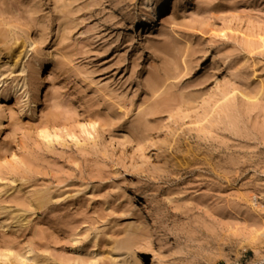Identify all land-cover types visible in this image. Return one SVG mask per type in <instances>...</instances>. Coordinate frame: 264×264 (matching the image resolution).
Instances as JSON below:
<instances>
[{"label":"rangeland","instance_id":"rangeland-1","mask_svg":"<svg viewBox=\"0 0 264 264\" xmlns=\"http://www.w3.org/2000/svg\"><path fill=\"white\" fill-rule=\"evenodd\" d=\"M144 3L0 0V264H264V0Z\"/></svg>","mask_w":264,"mask_h":264},{"label":"bare ground","instance_id":"bare-ground-1","mask_svg":"<svg viewBox=\"0 0 264 264\" xmlns=\"http://www.w3.org/2000/svg\"><path fill=\"white\" fill-rule=\"evenodd\" d=\"M167 3H168V0H155V1L154 0H145L144 9H149L150 16L147 19H145L144 21L140 22V24H139V27H141L140 29H137V30L135 29V26H136L135 22L132 25V29L135 31H139V30L143 29V32H144L146 29H150L152 27H155L157 24V21L159 19L160 13L166 7ZM51 49L52 50H51V52H49L48 56H50L53 52H55L57 50L56 47H53ZM36 55H37V57L40 56V54H38V53H36ZM48 67H49L48 63H45V64L40 66L41 71L37 75L39 76L41 81H40L39 85H37L35 88L36 94L40 95V93L42 91V87H43L42 74H43L44 70ZM124 262H125V260H124Z\"/></svg>","mask_w":264,"mask_h":264}]
</instances>
